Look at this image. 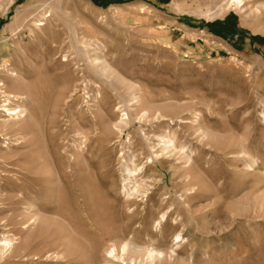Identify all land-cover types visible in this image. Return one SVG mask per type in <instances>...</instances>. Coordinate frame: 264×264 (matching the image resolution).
<instances>
[{
    "label": "rangeland",
    "instance_id": "1",
    "mask_svg": "<svg viewBox=\"0 0 264 264\" xmlns=\"http://www.w3.org/2000/svg\"><path fill=\"white\" fill-rule=\"evenodd\" d=\"M235 1L0 0V264H264V0Z\"/></svg>",
    "mask_w": 264,
    "mask_h": 264
},
{
    "label": "bare ground",
    "instance_id": "2",
    "mask_svg": "<svg viewBox=\"0 0 264 264\" xmlns=\"http://www.w3.org/2000/svg\"><path fill=\"white\" fill-rule=\"evenodd\" d=\"M241 1V0H240ZM240 1H235V6H237L238 4L240 5ZM230 4V3H229ZM230 6V5H229ZM234 6V5H233ZM241 6V5H240ZM262 6V5H261ZM243 11H245V10H243ZM219 15H221V14H217V12L216 13H213L212 15L210 14H208L207 16L208 17H210V19H213L214 17H217V16H219ZM209 19V18H208ZM7 101V100H6ZM8 111V110H7ZM19 112V111H18ZM17 112V113H18ZM19 114H20V112H19ZM11 115H16V112L14 113V114H11ZM162 142V141H161ZM163 142H164V144H163V147H161V149H159V150H155L154 152V155H155V157H157L158 155H167V154H169V152L170 151H172V149L174 148V144H173V142L170 140V139H166V140H163ZM161 144V143H160ZM159 144V145H160ZM153 146V145H152ZM169 151V152H168ZM164 152H167V153H165L164 154ZM149 154V153H148ZM153 155V154H152ZM128 170V169H127ZM136 191V190H135ZM138 192V191H137ZM166 215L164 214V215H162L161 216V218L160 219H162V218H164ZM159 222H160V220H159ZM160 225V224H159ZM156 256V255H155ZM154 256V257H155ZM159 256H162V254L161 253H158V257Z\"/></svg>",
    "mask_w": 264,
    "mask_h": 264
}]
</instances>
